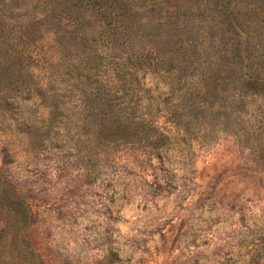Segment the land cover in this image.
Wrapping results in <instances>:
<instances>
[{
    "label": "rangeland",
    "instance_id": "obj_1",
    "mask_svg": "<svg viewBox=\"0 0 264 264\" xmlns=\"http://www.w3.org/2000/svg\"><path fill=\"white\" fill-rule=\"evenodd\" d=\"M250 76L264 0H0V264H264Z\"/></svg>",
    "mask_w": 264,
    "mask_h": 264
},
{
    "label": "trees",
    "instance_id": "obj_2",
    "mask_svg": "<svg viewBox=\"0 0 264 264\" xmlns=\"http://www.w3.org/2000/svg\"><path fill=\"white\" fill-rule=\"evenodd\" d=\"M153 59L154 58H151V60L150 61H148V62H146V61H144L143 62V65H139V66H146V65H149V62H153ZM151 64V63H150ZM153 66H154V69H155V71L154 72H158L159 74H161V76H163V77H170V76H172V74L171 73H168L167 72V70H165V71H161V67H159V64L157 63V62H153ZM147 70H149V67L147 68ZM168 74V75H167ZM249 79H251V82L249 83V84H252V85H254L256 88H258L259 87V90L260 91H262V87L264 86V77H261V76H255V77H252V76H250V78ZM182 79H180V80H175V81H173L172 83H170V84H173V86H174V89L173 90H177V87L179 86V88H178V90L179 89H182V87L180 86V85H182ZM180 84V85H179ZM262 95H264V92L263 93H261ZM238 97L241 99V100H243V101H245V102H243V106H242V108H244L246 105H247V103H246V99H247V96L244 94H239L238 95ZM238 111H240V113H242L243 114V112H242V110L238 107Z\"/></svg>",
    "mask_w": 264,
    "mask_h": 264
}]
</instances>
